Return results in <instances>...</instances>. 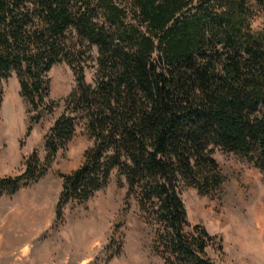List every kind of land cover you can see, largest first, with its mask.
Listing matches in <instances>:
<instances>
[{
    "label": "trees",
    "instance_id": "trees-1",
    "mask_svg": "<svg viewBox=\"0 0 264 264\" xmlns=\"http://www.w3.org/2000/svg\"><path fill=\"white\" fill-rule=\"evenodd\" d=\"M261 12L264 0H0V79L18 80L32 112L25 135L55 108L51 67L65 62L75 75L44 156L35 148L21 173L0 176V196L42 178L81 127L93 144L60 173L55 222L116 170L163 264H219L207 248L221 237L189 221L181 190L222 189L215 146L264 173V25H252ZM122 246L115 232L109 258Z\"/></svg>",
    "mask_w": 264,
    "mask_h": 264
},
{
    "label": "rangeland",
    "instance_id": "rangeland-1",
    "mask_svg": "<svg viewBox=\"0 0 264 264\" xmlns=\"http://www.w3.org/2000/svg\"><path fill=\"white\" fill-rule=\"evenodd\" d=\"M252 25L263 27L264 12L255 16ZM85 74L93 81L95 67L86 68ZM48 75L55 108L28 135L32 112L20 94L18 80L15 75L0 79V176L21 173L26 155L35 148L44 156L45 133L75 85L74 71L65 62L53 65ZM92 144L93 139L79 127L42 178L0 196V264H163L152 252L149 228L139 216L137 201L130 197L126 205L125 177L116 170L107 186L85 203H68L63 220L55 222L60 173L76 168ZM213 155L225 175L223 187L210 195L183 187L188 219L193 224L202 222L210 233L221 237V248H207L219 264H264V173L234 152L215 146ZM115 232L122 235L123 246L119 255L109 258L107 244Z\"/></svg>",
    "mask_w": 264,
    "mask_h": 264
}]
</instances>
